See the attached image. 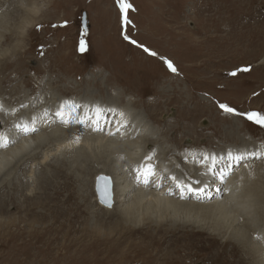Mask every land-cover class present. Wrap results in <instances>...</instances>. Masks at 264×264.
Segmentation results:
<instances>
[{"label":"rangeland","instance_id":"1","mask_svg":"<svg viewBox=\"0 0 264 264\" xmlns=\"http://www.w3.org/2000/svg\"><path fill=\"white\" fill-rule=\"evenodd\" d=\"M128 2L133 6L128 13L132 22L128 34L158 56L145 53L123 38L122 14L116 0H0V100L7 99L3 105L8 108L4 110H19V114L28 98L61 90L69 91L66 99L75 93L85 97L87 92L98 103L117 100L129 112L143 113L145 117L141 115L139 120L160 138L158 146L150 148L155 159L170 165L180 160L178 170L186 163L190 168L186 179L202 175L194 161L207 155L242 150L264 153V127L219 108L224 104L241 113L264 114V0ZM84 12L88 15L85 29L81 23ZM64 21L66 27H52ZM81 40L83 52L78 51ZM165 60L174 64L178 74L169 71ZM248 66L249 72L229 75ZM28 91L32 92L30 96ZM0 113L3 132L14 124L3 116L4 112ZM176 135L180 138L177 147L166 140ZM240 138L248 143L244 149ZM134 140L123 142L132 144ZM54 149L49 144L45 150L56 153ZM51 159L40 160V166L13 165L0 179V264H14L12 258L15 264H248L229 236L221 237L191 224L132 223L124 233L122 228L113 232L112 228L100 227L102 219H108V226L116 220V213L107 216L96 206L107 208L99 193L101 177L97 183L94 178L88 183L84 178L87 176L79 178V172L66 161L67 176L51 180L60 182L49 190L52 206L59 216V208H65V216L72 217L78 204H86L90 213L87 229L98 234L97 241L81 236L79 221L34 225L29 218L44 210L37 207L25 213L16 206L21 207L25 200L33 204L45 190V168L60 169ZM251 162L254 167H263L264 156ZM260 182L257 180L255 185L256 189L260 187L258 190L264 188V182ZM104 190L109 197L110 184ZM112 190L111 183L113 203ZM244 195L242 191L241 199ZM83 197L87 203L81 201ZM43 216L50 220L47 214ZM257 221L256 234L260 235L264 212ZM61 227L64 232L57 234ZM36 230L41 234L33 235ZM74 238L81 242L68 249ZM8 243L15 247L13 252Z\"/></svg>","mask_w":264,"mask_h":264},{"label":"bare ground","instance_id":"2","mask_svg":"<svg viewBox=\"0 0 264 264\" xmlns=\"http://www.w3.org/2000/svg\"><path fill=\"white\" fill-rule=\"evenodd\" d=\"M20 91H18L17 94H19ZM68 92V90H61L60 93L53 91L45 96L43 94H39L38 97H30L25 103H23V105H27V107L23 109L21 108L22 110L19 114V110H4L8 109L7 106H5L6 104L3 105L7 99L3 101L0 100V103L3 105V108L2 110H0V112H4L3 116H8L11 120V123L14 124L10 129L0 132V136H7L10 143L9 148H7L6 150H0V179L3 174L9 171V169L13 165L14 167H18L17 165L21 163L24 166H28L29 164L32 166H40V160L44 158L46 160H49L50 158H52L50 161H55V163H58L60 165V169L58 170H51L48 167L45 168L47 173L45 176V180L43 181L45 184V190H42V193L37 197L36 201L33 202V204L30 205L25 200L21 207L16 206L19 210H21V212L25 213H28L30 210H33L37 207H41L42 211L44 210L41 214L35 215L34 218H29L33 221L32 223L34 225L38 223H42L43 225H56L60 220H63L67 223H76L77 221H79L80 226L82 227L81 236H87L92 238L93 241H97L96 236L98 234H95L87 229V221L89 219L90 213L89 208L86 206V204H82V202L78 204L76 214L72 217L65 216L66 209L59 208L57 206L61 210L62 214V216H59V214L57 213L58 211H55V206H52L54 200L52 199L51 193L49 194V190L51 189V186L59 185L60 182L58 181L57 183H55L51 180L53 178H59L60 176H67V162V164H70L72 169H75V171L79 172V178L82 177L83 174H85V176L87 177L84 178L87 179L85 181H87L88 183L90 182V178H94V181L96 180V183L100 177L108 179L110 178L109 180H111L113 189L112 191L114 207L112 209H107L104 208L103 205L96 206L99 208V210L103 211V214L107 216L116 213V220H114L113 226H108L106 225V223L109 222L107 221L108 219H102L101 222L99 221L98 223L100 227L112 228L114 229L113 232H115V230L119 231L120 228H122L123 230L121 231V233H124L127 231V226L129 228L133 225L132 223H134L135 226H137L136 223H139V225L142 226H145L146 224L161 225L162 223H170L171 225L191 224L194 225V227L197 226L203 229V231H211L215 235L218 234V236L221 237L229 236L228 239L235 241L239 248H241V255L245 259H248V264H264V227H262L263 229L261 230L263 231V234L259 232L260 235L256 234L258 230L255 229L256 226H259L260 224L263 225L262 221L257 220L259 219V214L261 215V212H264V188L258 190L260 189V187L256 189L255 185L257 180L264 182V174L260 173L262 169L264 170V166L262 167V165H259L257 167H254V165H252L242 170L241 168L238 171L236 170L237 173H235L234 176L230 178L226 184L227 189H230L229 194L227 192H223L225 184L221 183L218 179L212 178L206 174H198V176L193 177L192 180L198 179L201 181V184L193 186L201 187L204 184L208 185V198L202 201L197 200L194 196H191L186 200H181L177 196L168 195L167 190L156 191L155 189H145L141 186H138L137 184V181L135 179L136 172L133 171V168L135 166V169H139L140 171L145 172V174H148L149 167L155 164V167L157 169V178L161 176H175L177 180H186V177L188 175L186 170L189 171L190 168L188 166H185V163L184 165H181V170H178L180 160H178L176 164L173 163V160L170 165L168 163L166 164L160 157L159 159H161V161H158L157 158L155 159L154 155H150L149 153H147L148 151H150L151 146L152 148L153 145L158 146L160 138L158 137V134L155 133L156 131H153L152 129L146 127L145 123L142 120H139L141 115L144 116L143 113L139 112V114H137V111L129 112V110L117 100L107 101L103 99V103H98L97 100L87 92V96L84 95L85 97H82L83 95H80V93H75L72 98L66 99L68 95H66L65 93ZM31 93L32 92L28 91V96H30ZM20 96L22 97V94ZM37 98L39 99L35 100ZM72 101L77 102L78 109L80 105L85 106L87 102L92 104L91 107L94 108H96V105H99L103 108V110H100L103 111V117H107V119H109V117L112 116V122H115V124L118 125L123 121V113H125L130 121L127 122L122 128L127 134L122 139H119V134L108 135V133H97L92 131L91 129L78 126L76 123H72V125L66 127L59 122H54L51 120V113L60 108L62 102ZM20 103L22 102L20 101ZM107 108H111L113 110L111 114L104 111V109ZM89 111L91 112V109H89ZM144 114H147L146 116H149V114L146 112H144ZM133 116H137L138 119L133 118ZM171 118L172 117H167L166 120ZM6 120L8 121L9 119ZM29 121H32V123H28ZM17 123L25 124L29 128L33 126L38 127L40 129L39 134H30L17 140L16 143L12 145L11 141L18 134L15 128V125ZM7 128H9V126ZM111 129H113L112 126L108 129V131ZM77 135L80 136L79 142H76L74 140V137ZM135 138L136 140H134ZM124 139H129V141L134 140L135 142L132 144H130V142L129 144H126L125 142H123ZM166 140L169 144H175L173 145L175 147H177V145H180V138L178 137V135L173 138H167ZM240 142L242 144L241 148L243 149L246 147L245 145H248V143L245 142L244 138H240ZM49 144L54 145V151L56 153L45 150ZM133 146H136L137 148L135 147V149L132 150ZM242 151L245 152V150ZM174 152L178 151L175 149ZM184 154L185 153L182 152V155ZM225 154L227 153L224 152L218 155L223 156ZM147 157H151V159H146ZM143 158L144 160H142ZM93 160L94 162L92 164H96V166H92V164H90ZM249 161H251V159ZM204 162L205 164H209V160L207 162ZM212 163H215V161L210 160V164ZM225 163V161L220 162L221 168L224 167ZM253 163L249 162L248 164ZM171 167L176 170V173ZM169 168L176 175L172 172L171 174L167 173ZM199 168L201 169V172H206L205 167ZM257 175H259V177ZM82 181L84 184V180ZM111 183L109 197L112 200ZM105 186L106 183L104 184V187ZM237 189L240 190L239 194H236ZM173 191H176V189L173 188ZM242 191H244L246 194L243 196V199H241ZM181 195L186 197L190 196L187 191H181ZM81 201L87 203V200L84 197ZM44 203H47L46 207ZM6 212L9 211L7 210ZM43 213L47 214L50 220H48L47 217L43 216ZM256 221L259 222V225L256 224ZM12 225H10V227ZM62 232H64V227H61L60 232L57 231V234H60ZM40 234L41 233L37 230L33 233V235L35 236ZM112 234L113 233H111V235ZM66 235L67 233L65 234V236ZM80 242L81 240L78 241V239L75 240V238L70 240L68 249L74 248ZM40 244H42V242H40ZM7 246L10 251L13 252L15 247L11 246L9 243L7 244ZM24 247L25 249L28 248L26 246ZM83 247L86 250L88 249V246ZM12 262L14 264L17 263V261L13 260V258Z\"/></svg>","mask_w":264,"mask_h":264},{"label":"snow or ice","instance_id":"3","mask_svg":"<svg viewBox=\"0 0 264 264\" xmlns=\"http://www.w3.org/2000/svg\"><path fill=\"white\" fill-rule=\"evenodd\" d=\"M117 5L119 7V10L122 14V34L123 38L130 42L133 45H136L142 50L153 56L156 57L158 56V53L151 51L147 47L140 45L136 40L132 39L130 35L127 32V28L131 26V20L129 19L128 13L133 9V6L131 3L128 2V0H116ZM81 23L82 26L84 24V19L83 17L81 18ZM67 26V21H64L63 24L56 25L53 24L52 27H66ZM41 26H38V28ZM85 50L84 48V41L81 40L78 45V51L83 52ZM40 55H44V50L43 47L40 49ZM163 59V58H162ZM167 68L172 74H178V69L174 66V64L171 61H164ZM251 71V67H244L242 69H239L237 71H233L229 73L231 76H237L239 72H249ZM21 108L27 107V105H21ZM83 105L79 106V109L77 107V102L72 101V102H62L60 108H58L56 111L51 113V120L54 122H59L63 126H70L71 123H76L79 124L83 127L91 128L92 131L97 132V133H107L109 129V121L107 117H104L103 119V124L104 126L101 127V120L96 119L95 122H93V118L89 117L88 119H81L80 117L83 115ZM3 105L0 104V110H2ZM96 108L99 109L100 106L96 105ZM219 108L224 112L228 114H233L236 116H240L242 118L247 119L248 121L254 122L262 127H264V114L262 113H257V112H249V113H241L238 110L224 105L220 104ZM66 109V110H65ZM79 111V115L77 112ZM105 112L111 114L112 109L107 108L104 109ZM100 115H103V113H100ZM28 123H32V121H29ZM111 126L113 128L116 127L115 122L111 123ZM126 127V126H125ZM15 128L17 130V136L11 141V144L14 145L17 140L26 137L30 134H39L40 129L38 127H31L29 128L25 124L22 123H17L15 125ZM2 127H0V131H2ZM74 140L76 142H79L80 136L77 135L74 137ZM10 143H9V138L7 136H0V150H6L9 148ZM150 151H152L150 149ZM264 156V153H261L260 151H247V152H236L233 153L229 151L227 154L221 156V155H215V154H210L207 157H202L198 161H194V163L197 164V167H205L206 172L201 173L202 175H208L212 178L218 179L221 183L225 184V188L223 191H228L226 184L227 181L230 179L231 175L235 172L236 169L240 167H248L247 161L250 159L254 160H259ZM146 159H151V157H147ZM206 160H214L215 163L212 164H205L204 161ZM225 161L226 163L224 164V167L221 168L220 162ZM134 172H136V181L138 186H141L145 189H155L156 191H163L167 190V194L170 196H177L181 200H186L189 199L191 196H194L197 200H205L207 199V188L208 185L204 184L201 187H194L193 185H200L201 181L196 179H188V180H177L175 176H169V177H159L157 178L156 176V167L155 164L151 165L148 169V174H145V172L140 171L139 169H134ZM105 181L106 184H110L111 181L108 178H101ZM173 188L176 189V191H173ZM181 191H187L190 196L186 197L181 195ZM101 203L104 204L107 208H112L113 203L111 198H105L101 197Z\"/></svg>","mask_w":264,"mask_h":264},{"label":"water","instance_id":"4","mask_svg":"<svg viewBox=\"0 0 264 264\" xmlns=\"http://www.w3.org/2000/svg\"><path fill=\"white\" fill-rule=\"evenodd\" d=\"M83 19H84V24H83V28H86V24H87V13L84 12L83 13ZM105 184V181L103 179H100V184H99V193L101 194V196L105 197V198H109L107 197L105 194V190H104V185Z\"/></svg>","mask_w":264,"mask_h":264}]
</instances>
